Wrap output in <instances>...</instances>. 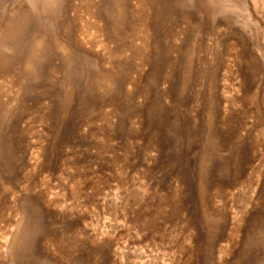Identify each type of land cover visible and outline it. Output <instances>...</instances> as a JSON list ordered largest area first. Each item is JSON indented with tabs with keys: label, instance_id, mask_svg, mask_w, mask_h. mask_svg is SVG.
<instances>
[{
	"label": "rangeland",
	"instance_id": "rangeland-1",
	"mask_svg": "<svg viewBox=\"0 0 264 264\" xmlns=\"http://www.w3.org/2000/svg\"><path fill=\"white\" fill-rule=\"evenodd\" d=\"M0 264H264V0H0Z\"/></svg>",
	"mask_w": 264,
	"mask_h": 264
}]
</instances>
